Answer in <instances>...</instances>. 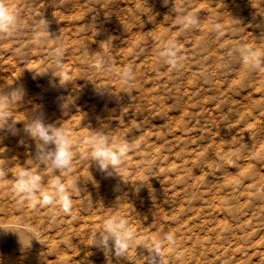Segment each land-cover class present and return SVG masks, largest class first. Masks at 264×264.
Instances as JSON below:
<instances>
[{"label": "rangeland", "instance_id": "obj_1", "mask_svg": "<svg viewBox=\"0 0 264 264\" xmlns=\"http://www.w3.org/2000/svg\"><path fill=\"white\" fill-rule=\"evenodd\" d=\"M5 2L0 86L17 80L24 96L0 122L18 130L0 131V220L14 208L58 237L67 225L76 262L98 236L141 264H264V95H246L264 65V0ZM106 40L83 66L81 47L93 59ZM41 111L65 132L66 169L25 132L23 114ZM97 151L118 165L101 171Z\"/></svg>", "mask_w": 264, "mask_h": 264}, {"label": "bare ground", "instance_id": "obj_2", "mask_svg": "<svg viewBox=\"0 0 264 264\" xmlns=\"http://www.w3.org/2000/svg\"><path fill=\"white\" fill-rule=\"evenodd\" d=\"M264 20V19H263ZM191 21V20H190ZM187 23V22H186ZM189 23V22H188ZM193 23V22H192ZM259 24V22H258ZM264 24V23H262ZM191 25V24H189ZM247 25V24H246ZM249 26V25H248ZM188 27V26H187ZM193 28V27H192ZM245 28V27H244ZM262 28V27H261ZM186 29V28H185ZM254 29V28H253ZM264 29V25H263ZM221 31V30H220ZM250 31V30H249ZM257 31V30H256ZM259 31V30H258ZM264 31V30H263ZM176 32V31H175ZM198 32V31H197ZM224 32V31H223ZM248 32V31H247ZM251 32V31H250ZM177 33V32H176ZM189 33V32H188ZM200 33V32H199ZM241 33V32H240ZM261 33V32H258ZM264 33V32H263ZM190 34V33H189ZM221 34V33H220ZM224 34V33H222ZM193 35V34H191ZM198 35V34H197ZM242 35V34H241ZM245 35V34H244ZM249 35V34H248ZM253 35V34H252ZM261 35V34H260ZM196 36V35H195ZM200 36V35H199ZM202 36V34H201ZM211 36V35H210ZM224 36V35H223ZM247 36V33L246 35ZM254 36V35H253ZM203 37V36H202ZM241 37V36H240ZM257 37V36H254ZM195 38V37H194ZM211 38V37H209ZM239 38V37H238ZM249 38V37H248ZM252 38V37H251ZM212 39V38H211ZM236 39V38H235ZM250 39V38H249ZM194 40V39H193ZM196 40V39H195ZM205 40V39H203ZM249 41L248 39H245ZM244 40V41H245ZM251 40V39H250ZM255 40V39H254ZM258 40V39H257ZM197 41V40H196ZM196 41H193L194 43ZM211 41V40H210ZM213 41V39H212ZM241 41V40H240ZM205 42V41H204ZM214 42V41H213ZM243 42V40H242ZM184 43V42H183ZM193 43V45H195ZM197 43V42H196ZM239 43V41H238ZM256 42H254L255 44ZM264 44L263 42H261ZM188 44V43H187ZM201 44V43H200ZM212 44V43H211ZM241 44V43H240ZM239 44V45H240ZM249 44H252L249 42ZM261 44V45H262ZM210 45V43H209ZM213 45V44H212ZM182 46V45H181ZM188 46V45H187ZM198 46H200L198 44ZM203 46V45H202ZM208 46V44H207ZM260 46V45H258ZM97 57L91 59L92 55L89 53V47L87 45H83L81 47V59L80 62L83 66L85 65H91L92 62L99 61L103 57V54L105 53V49L103 45H101V42L97 43ZM186 47V46H185ZM204 47V46H203ZM212 47V46H211ZM238 47V46H237ZM241 47V46H240ZM257 47V46H256ZM264 47V46H263ZM259 48V49H263ZM188 48V47H186ZM206 48V46H205ZM202 48V49H205ZM249 48V47H248ZM247 48V49H248ZM194 49V48H193ZM196 49V48H195ZM241 49V48H240ZM200 50V49H198ZM197 50V51H198ZM256 50V49H255ZM259 50V51H261ZM107 51V49H106ZM206 51V50H205ZM208 51V50H207ZM214 51V50H211ZM210 51V52H211ZM92 52V51H91ZM263 52V50L261 51ZM198 53V52H197ZM213 53V52H211ZM203 54V52H202ZM205 54V52H204ZM203 54V55H204ZM207 54V53H206ZM255 54V53H254ZM262 54V53H261ZM210 55V54H209ZM215 55V54H214ZM213 55V57H214ZM109 56V54H108ZM207 56V55H206ZM216 56V55H215ZM254 56V55H253ZM257 56V55H256ZM260 56V53H259ZM212 57V56H211ZM212 57V59H213ZM251 57V56H250ZM255 57V56H254ZM258 57V56H257ZM206 58V57H205ZM262 58V57H261ZM112 58H109V60ZM114 59V58H113ZM208 58L205 59V61ZM254 58H252L253 61ZM108 60V58H107ZM204 60V57H203ZM247 60V59H246ZM249 60V59H248ZM247 60V61H248ZM256 60V59H254ZM262 60V59H261ZM112 61V60H111ZM204 61V62H205ZM245 61V60H244ZM250 61V60H249ZM258 62V59L256 60ZM260 61V59H259ZM203 62V61H202ZM208 62V61H207ZM243 63V62H242ZM245 63V62H244ZM251 63V62H249ZM247 63V64H249ZM201 64V63H200ZM203 64V63H202ZM205 64V63H204ZM108 65V64H107ZM242 65V64H241ZM254 65V64H253ZM256 65H258L256 63ZM115 66V65H114ZM190 66V65H189ZM246 66V65H245ZM252 66V65H250ZM249 66V67H250ZM109 67V65H108ZM113 67V66H112ZM188 67V66H187ZM191 67V66H190ZM203 67V66H202ZM208 67V66H207ZM237 67V66H236ZM259 67V65H258ZM206 68V66H205ZM248 68V66H247ZM111 69V68H110ZM115 69V68H114ZM189 69V68H188ZM187 69V70H188ZM251 69V68H250ZM184 70V69H183ZM182 70V71H183ZM238 70V69H237ZM236 70V72H238ZM244 70V69H243ZM242 70V71H243ZM241 71V70H240ZM241 71V72H242ZM253 71V69H251ZM185 72V71H183ZM187 72V71H186ZM255 72V69H254ZM253 72V73H254ZM107 73H110L107 72ZM240 73V72H239ZM243 73V72H242ZM240 73V74H242ZM247 73V72H246ZM251 73V72H248ZM245 74V75H248ZM185 74V73H184ZM182 74V75H184ZM237 74V73H236ZM235 74V75H236ZM112 75V74H111ZM187 75V74H186ZM244 75V74H243ZM242 75V77H243ZM252 75V74H251ZM188 76V75H187ZM238 76V75H237ZM235 76V77H237ZM254 78V81H250L251 83L247 85L249 88L246 86L247 91L246 95L250 94H255L259 93L261 96V100L263 99L264 95V65L261 66L257 72L252 75ZM241 78V77H240ZM247 78V77H246ZM251 78V77H250ZM238 81L240 80L239 78L237 79ZM236 80V81H237ZM250 80V79H249ZM241 81V80H240ZM205 82H207L205 80ZM248 82V79H247ZM204 83V82H203ZM230 83V82H229ZM178 84V83H177ZM207 85L209 83H206ZM238 84V82H237ZM236 84V85H237ZM19 85H22L20 82L17 80H12L9 83L3 84L0 86V95L6 96L7 100L5 104H9L13 100L17 98V96L13 93V89L18 87ZM185 85V84H184ZM202 85V84H201ZM219 85V84H218ZM241 85V83L238 84V86ZM179 86V85H178ZM186 86V85H185ZM189 86V85H188ZM231 86V85H230ZM237 86V88H239ZM176 86H173V88ZM194 88V86H192ZM232 87V86H231ZM200 88V87H199ZM197 88V89H199ZM219 88V87H218ZM233 88V87H232ZM236 88V87H235ZM243 88V86H242ZM184 89H187L184 88ZM192 90V89H190ZM202 90V89H201ZM233 90V89H232ZM239 90V89H238ZM186 90H183V94ZM197 92V91H196ZM240 92V91H239ZM186 93V92H185ZM238 93V92H237ZM177 95V93L175 92ZM174 94V95H175ZM180 94V92L178 93ZM187 94V93H186ZM194 94V93H192ZM240 94V93H238ZM176 95L174 97H176ZM180 96V95H179ZM192 96V95H191ZM190 96V97H191ZM181 97V96H180ZM188 97V96H187ZM177 98H179L177 96ZM176 98V99H177ZM184 98V97H183ZM226 98V97H225ZM224 99V98H223ZM185 100V99H184ZM183 100V101H184ZM226 100V99H224ZM223 100V101H224ZM183 101H180L181 103ZM190 101V100H188ZM179 102V99H178ZM177 102V103H178ZM185 102V101H184ZM180 103V104H181ZM179 104V103H178ZM184 105V104H183ZM189 106V105H188ZM177 107V106H176ZM184 107V106H183ZM189 108V107H188ZM182 109V108H181ZM180 110V109H179ZM184 110V109H183ZM188 109H186L187 111ZM264 111V110H262ZM185 112V111H184ZM251 112V111H250ZM190 113V112H189ZM25 117V125H30L33 120L30 119L32 116L29 115L28 113L23 114ZM40 115L36 114L34 115V118L38 117ZM187 115V114H186ZM183 116V115H182ZM254 158L256 160H264V153H255ZM227 161H232L233 155H229L226 157ZM68 180H74V176L71 177V179L68 178ZM100 204V203H98ZM6 213L8 217L6 220H0V264H141L142 260L139 258L138 255H136L134 252H131L130 255L124 258V255L117 250V244L116 243H111L110 246L105 245L100 238L91 236L88 239L89 245H97V247L94 249V251L91 249V246L85 251V254L82 255L81 261L76 262L75 260V254L78 253V246L74 245L73 242V236H74V229H71L70 227H67V225H59L60 223H55L57 227V231L60 230L59 237L56 236L55 234H51L49 230H44L39 228V223L32 221L29 218V215L22 210V212H16L14 208H9L6 210ZM66 224V223H64ZM60 226V227H59ZM64 226V227H63ZM19 237V238H18ZM31 240V241H30ZM30 241V244H29ZM22 244L24 246H22ZM148 247L145 246V249ZM126 253L125 255H127ZM52 257V258H51ZM74 257V258H73Z\"/></svg>", "mask_w": 264, "mask_h": 264}, {"label": "clouds", "instance_id": "obj_3", "mask_svg": "<svg viewBox=\"0 0 264 264\" xmlns=\"http://www.w3.org/2000/svg\"><path fill=\"white\" fill-rule=\"evenodd\" d=\"M14 19H15L14 13L12 10H10L5 0H0V30L7 29ZM101 45H103L104 48H107L108 47L107 40L102 41ZM127 72L128 74H132V69L129 68ZM13 93L17 96V98L22 99L24 96L23 86L19 85L18 87L14 88ZM6 100H7L6 96L0 95V122L5 121L6 119L4 112V106ZM62 106L64 108L67 107V105H62ZM44 119H45L44 114L41 111L40 115L36 117L30 125L26 126L25 132L31 135L37 141L36 148L38 150H43L45 145L54 147V151L49 153L53 165L59 169H66L71 162V154H70V145L65 135V132L62 129L53 128L51 125H45ZM14 128H15V124H13L10 128L0 127V131H7L12 134H16L18 130L14 132L13 131ZM95 157L98 159L99 167L101 171L107 170L110 164L118 165L119 163V161L115 158L110 160L108 153H104L102 155L99 151H97ZM2 176L3 174L0 173V177ZM57 183L59 184V181ZM62 203L64 210L69 211L71 205V198L65 195L62 200ZM22 246L24 245L22 244Z\"/></svg>", "mask_w": 264, "mask_h": 264}]
</instances>
